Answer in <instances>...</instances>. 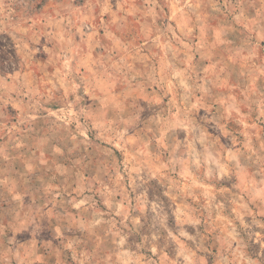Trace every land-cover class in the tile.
<instances>
[{"label": "rangeland", "instance_id": "374dc122", "mask_svg": "<svg viewBox=\"0 0 264 264\" xmlns=\"http://www.w3.org/2000/svg\"><path fill=\"white\" fill-rule=\"evenodd\" d=\"M0 264H264V0H0Z\"/></svg>", "mask_w": 264, "mask_h": 264}]
</instances>
